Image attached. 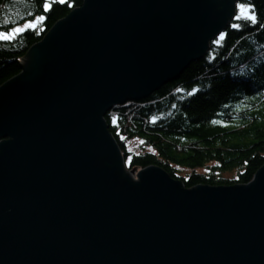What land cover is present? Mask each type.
<instances>
[{"label":"water","instance_id":"95a60500","mask_svg":"<svg viewBox=\"0 0 264 264\" xmlns=\"http://www.w3.org/2000/svg\"><path fill=\"white\" fill-rule=\"evenodd\" d=\"M236 0H82L0 85V264H264L244 184L126 170L105 113L200 59Z\"/></svg>","mask_w":264,"mask_h":264},{"label":"trees","instance_id":"16d2710c","mask_svg":"<svg viewBox=\"0 0 264 264\" xmlns=\"http://www.w3.org/2000/svg\"><path fill=\"white\" fill-rule=\"evenodd\" d=\"M241 2L255 4L256 23L233 19L177 78L105 113L130 168L156 165L191 188L244 184L264 164V0ZM43 3L0 0V29L43 16L0 39V85L20 72L28 48L82 0H49L47 10ZM120 136L139 139L145 148L130 154Z\"/></svg>","mask_w":264,"mask_h":264},{"label":"snow or ice","instance_id":"6c2138e0","mask_svg":"<svg viewBox=\"0 0 264 264\" xmlns=\"http://www.w3.org/2000/svg\"><path fill=\"white\" fill-rule=\"evenodd\" d=\"M63 2V0H61ZM49 0H44L43 8L44 10H47L49 8ZM255 4L253 3H246L241 2V0H236V9L238 12V15L236 16L237 20H245L250 23H256V11H255ZM43 19L42 15H37L34 20L26 21L23 24L17 25L15 27L8 28L7 30L0 29V39H9L11 38L15 33L22 31L25 27H31L35 23V21ZM233 27H239L240 25H232ZM261 27H264V25H261ZM220 37L222 38L225 33L221 32Z\"/></svg>","mask_w":264,"mask_h":264},{"label":"rangeland","instance_id":"374dc122","mask_svg":"<svg viewBox=\"0 0 264 264\" xmlns=\"http://www.w3.org/2000/svg\"><path fill=\"white\" fill-rule=\"evenodd\" d=\"M57 1H61V0H57ZM238 15V12H237V9H236V6H235V11H234V14H233V16H232V18H231V20H230V22L228 23V25H227V27L232 23V21H233V19H236V16ZM226 27V28H227ZM225 28V29H226ZM224 29V30H225ZM224 30H222L221 32H224ZM220 32V33H221ZM219 33V34H220ZM219 34L218 35H216L217 37L219 36ZM215 36V37H216ZM214 37V38H215ZM213 38V39H214ZM209 45H210V43H209ZM208 50H209V47H208ZM207 50V51H208ZM26 54V53H25ZM206 54V53H205ZM23 59H25L26 58V56H23L22 57ZM23 59H21V61H20V64H22L23 65V63L25 62V60H23ZM191 63V62H190ZM189 65V64H188ZM187 65V66H188ZM186 66V67H187ZM181 74V73H180ZM170 81H172V80H170ZM167 82H169V81H167ZM166 83V82H165ZM164 84V83H163ZM151 94V93H150ZM149 94V95H150ZM148 95V96H149ZM147 98V97H146ZM135 101V100H134ZM137 101H140V100H137ZM117 105H120V104H117ZM117 105H114L112 108H110V109H113L114 107H116ZM109 109V110H110ZM108 110V111H109ZM120 138L123 140V143L125 144V148H126V150L130 153V154H137V153H139L140 152V150H141V148L142 149H144L145 148V146L142 144V142L139 140V139H127V138H125L124 136H120ZM121 151V150H120ZM122 153V152H121ZM122 155H123V153H122ZM123 165H124V167H125V169L126 170H130L131 168L127 165V163L125 162V158H124V155H123ZM205 170L206 169H203L202 170V172H205ZM199 171H201V170H199ZM199 171H197V172H199ZM182 172L183 173H188L189 171H187V170H185V169H182ZM224 174H226V175H230V173H224ZM176 179H178V178H176ZM180 180V179H179Z\"/></svg>","mask_w":264,"mask_h":264},{"label":"bare ground","instance_id":"6f19581e","mask_svg":"<svg viewBox=\"0 0 264 264\" xmlns=\"http://www.w3.org/2000/svg\"><path fill=\"white\" fill-rule=\"evenodd\" d=\"M210 41H211V40H210ZM209 43H210V42H209ZM124 103H126V102H124ZM124 103H122V104H124ZM122 104H120V105H122ZM136 169L139 170V169H141V168L136 167ZM251 179H252V178H251Z\"/></svg>","mask_w":264,"mask_h":264}]
</instances>
